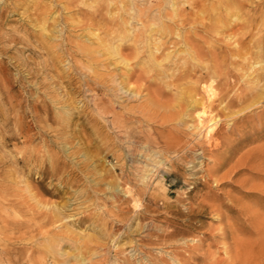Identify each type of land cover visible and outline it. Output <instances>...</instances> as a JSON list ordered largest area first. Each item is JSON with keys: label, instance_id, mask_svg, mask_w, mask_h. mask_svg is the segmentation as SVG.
I'll return each mask as SVG.
<instances>
[{"label": "rangeland", "instance_id": "obj_1", "mask_svg": "<svg viewBox=\"0 0 264 264\" xmlns=\"http://www.w3.org/2000/svg\"><path fill=\"white\" fill-rule=\"evenodd\" d=\"M126 1L122 5L120 0H0V222L9 224L8 228L0 224V264H17L19 257L23 258L22 261L42 257L53 263L51 259L55 250L64 253L58 259H67V264H79L81 259L86 264H264V244H261L264 225L260 224L264 223L260 222L264 219V0H200L199 20L190 19L180 26H173L165 18L158 22V14L160 11L172 13L183 7L190 11L192 5L189 2ZM36 2L43 4L44 8H38ZM121 6L129 13L134 8L153 18L146 21L123 13L129 37L145 29L156 28L161 22L164 25L169 23L172 30L174 28L170 37L174 42L183 32V35L199 37L202 53L206 52L202 61L193 60L180 44L175 48L168 46L163 53L171 55V61L182 56L193 66L197 65L190 74L195 75L196 72L200 75L203 86L211 84L215 93L212 109L214 113L223 115L216 119L219 121L214 127L215 136L209 140L204 138L203 129L200 133L192 129L197 135L190 137L189 146L203 149L200 158H195L193 152H186L188 157L183 160H179V156L184 151H177L172 156L160 153L152 139L158 141L156 132L163 131V128L154 123L159 119L154 116L167 111L159 110L156 114L152 111L153 121H144L136 112L148 94L146 87L138 80L136 82L133 75L134 72L138 74V67H143L148 52L144 49L137 51L140 62L135 59L121 63L118 56L108 54L103 56L101 63H90L74 51L73 44L77 43L98 47L95 46L98 45L96 36L103 37L106 45L119 44L118 38L104 37L103 28L88 29L81 24L90 12L99 7H102L106 20H116ZM43 22L45 26L41 24ZM61 24L66 27L62 29V37L58 38ZM153 37L160 38L158 35ZM60 40L64 51L73 55L72 67L65 60V54L51 58L46 48L41 46L45 43L56 45ZM124 42L129 47L134 44L132 38ZM100 48L97 51L102 52ZM130 52V49L123 51L124 54ZM101 64L107 67H101ZM163 66L167 73L169 70V74L177 73L173 65L165 63ZM73 67L78 68V74ZM93 75H102L104 79L116 75L117 81L106 84L111 90L102 92L96 89L93 94L84 87L85 79ZM113 85H120L124 90L117 92ZM162 86L167 91L170 89L164 97L171 102L169 99L176 95L171 96L173 91H177L176 86ZM257 92L261 93L260 96ZM91 94L96 98L103 96L106 101L116 94L118 103L115 109L122 114L124 126L117 130L109 118L107 123L98 118L89 103ZM64 102L69 103L66 105ZM84 103L90 107H85L82 114L79 111ZM34 105L39 110L38 116L30 113L29 109ZM190 114L188 118L182 117L186 124L179 126V130L192 124L195 126L194 113ZM219 132L220 136L217 135ZM217 136L220 137L219 144L214 146L213 140ZM152 151L158 152V156ZM164 155L168 157L167 161ZM224 159L228 161L224 162ZM161 160L162 165H156V161ZM144 176L146 190L141 182ZM141 189L146 191L144 200L138 196ZM209 201L214 202L213 208ZM142 204L147 206V212L141 218ZM214 208L219 213L216 214ZM34 220L42 222L40 225L45 224L44 229L49 231L47 235L38 232L40 225ZM17 222L24 224L21 227L10 226ZM173 229L174 235L168 236ZM34 244H38L40 250ZM22 247L31 251L20 256L9 251Z\"/></svg>", "mask_w": 264, "mask_h": 264}, {"label": "bare ground", "instance_id": "obj_2", "mask_svg": "<svg viewBox=\"0 0 264 264\" xmlns=\"http://www.w3.org/2000/svg\"><path fill=\"white\" fill-rule=\"evenodd\" d=\"M18 1V0H17ZM58 1V0H57ZM162 2L163 1H165V0H161ZM176 1V0H175ZM189 2V4H191L190 6H191V8H190V11H188V10H186L184 7L183 8H178V9H176L175 11H173L172 13L171 12H162V11H160L159 12V14H158V17H157V19L159 20H157L158 22H160V21H162V19L163 18H165V19H169L173 24V26H175V25H184V23L187 21V20H196V19H198V17L200 18V14H201V9H199V4H200V0H184V2ZM70 2V1H69ZM69 2H66L67 4H69ZM120 2L122 3V5H124V4H126V0L125 1H121L120 0ZM37 3V2H36ZM72 3V2H71ZM75 3V2H74ZM118 4V3H117ZM130 4V3H129ZM162 3H160V5H161ZM105 5V4H104ZM120 5V4H119ZM133 5V4H132ZM159 5V6H160ZM37 6H38V8H44V5L43 4H41V3H37ZM130 6V5H129ZM124 6H121L119 9H122V10H120L121 11V13H120V11H119V13H120V15H119V17L116 19V20H114V19H112V21H110V20H106L105 18H104V16L102 15V12H101V9H102V7H99L98 9H96L95 11H92V13L90 12L89 14H88V16L86 17V20L81 24V26L84 28H88V29H91V28H93V29H100V28H103L104 29V37H106V36H109V39H113V40H115L116 38H118V40H116V41H119V44H117V45H114L113 43H110L109 45H106L105 44V40H104V38L102 39V38H100V37H98V36H96L95 38L97 39H95V41H96V44H97V41H98V45H95V46H98L99 48H100V46H101V48L100 49H102V52H100V50L99 51H97L98 50V47H92L89 43L88 44H78L77 42V44H73L74 45V48H75V50L74 51H76V52H79L80 54H81V56H83V57H85L86 59H87V62H90V63H93V62H99V63H101L103 60H101L102 58H103V56H105V55H108V54H113L114 56H118V59H120L121 60V63H122V61L124 62H126V63H128L129 61H132V60H135V59H138V52L137 51H139V49H144V51H146V52H148V58H147V60L144 62V63H142L143 64V67H138V74H137V72H134V77L136 78V82H137V80H138V83L140 82L141 84H142V86L144 85V87H146V88H144V89H146V91H147V94H148V98L146 99V101L141 105V106H139L138 107V111H136V112H139L140 114H141V116H142V119L144 120V121H153L154 120V118H159V119H155L154 120V123H157L158 124V128H163V131H157L156 133H157V136H158V141H156V139H152V137H151V139H152V141H153V143H154V145H156L157 146V148L159 149V152L160 153H162V154H174V153H177V151H179V152H181V151H184V153H182L183 155L182 156H179V160H183V159H185L186 157H188L187 156V153L186 152H193V155L195 156V158H200L201 156H203V149H194L195 147H194V145H193V147H191V146H189L190 145V140H191V138L190 137H192V136H194V135H197L196 134V130H195V133L194 132H192V129H197L198 130V132L200 133V132H202V129H203V133H204V138H208V140L210 139V138H212L213 136H215V130H214V127H215V125H217L218 124V121L216 120L217 118H220L221 116L220 115H222V114H220L219 115V113L218 112H216V113H214V111H213V109H212V103H213V97L215 98V93L213 92V90H212V87L209 85V86H203V79H202V77L200 76V75H196V72H195V75H191L190 74V71L192 72V71H195V69L197 68L196 66L197 65H195V66H193L190 62H187L186 61V58H184V57H182L181 55V57H180V59L178 58V60H177V58H176V61L174 60V61H171L172 59H171V55H169V54H165V53H163L167 48H169V47H171V46H173L174 48L176 47V45H178V44H180V46H183V51L185 52L186 51V53H187V55L188 56H190L193 60H200V61H202L201 59H202V56H203V54L204 53H206V52H204V53H202V49H201V46H200V40L198 41V39H199V37L197 38V37H191L190 35H187V34H185V35H183L185 32H183V34H179V37H178V40H177V38H176V42H174V41H172L171 39L172 38H170L171 37V35H173L174 34V32H173V30H174V28H173V30L171 29V26L169 25V23H167L166 25H164L162 22L161 23H159V25L156 27V28H150V29H145L146 31H144V32H142V31H140L141 33L139 34H137V35H135L134 37H129V36H127L126 35V30H125V24H126V22H125V18H124V16H123V13H127L128 15H130L132 18H138L139 17V19H141L142 20V18H144V20H149V19H153L152 17H150V14L149 15H147V14H144V12H142V11H139L138 12V10H135L134 8H132V13H129V12H127L126 10H124V8H123ZM194 7H196V10H193L194 9ZM131 9V8H130ZM140 9H141V7H140ZM39 11H40V9H38ZM144 10V9H143ZM162 10H163V8H162ZM163 11H165V10H163ZM42 12H44V11H42ZM41 12V13H42ZM191 12H192V14H191ZM40 13V12H39ZM88 13V12H87ZM118 15V14H117ZM125 15V14H124ZM37 16V15H36ZM40 16H41V14H40ZM126 16V15H125ZM157 16V15H156ZM156 16L154 17V18H156ZM112 16H110V18H111ZM127 17V16H126ZM40 18V17H39ZM38 18V19H39ZM41 18H43V17H41ZM155 20V19H154ZM199 20V19H198ZM43 21V20H42ZM46 21V20H45ZM65 22V21H64ZM142 22V21H141ZM144 22V21H143ZM66 23V22H65ZM146 22H144V24H145ZM203 23V22H202ZM43 26H45V22H43V23H41ZM200 24H201V22H200ZM146 25V24H145ZM152 25V24H151ZM150 25V26H151ZM65 25L64 24H61V27H60V29L57 31L58 32V38L59 37H62V29H63V27H64ZM80 26V27H81ZM147 26V25H146ZM66 27V26H65ZM183 27V26H182ZM42 29L44 28V27H41ZM54 28V27H53ZM127 28V27H126ZM180 28V27H179ZM129 31V30H128ZM131 31V30H130ZM189 32V31H188ZM131 33H133V32H131ZM180 33V32H179ZM192 34H194V36L196 35L197 36V33L196 32H193ZM112 35H113V37H112ZM130 35V34H129ZM154 35H158V36H160V40L158 39H155V37H153ZM91 36V35H90ZM89 36V37H90ZM164 37V39L166 38H168L167 40L165 39V40H163V37ZM63 38H64V36H63ZM133 39V42H134V44L132 45V46H128V45H126L125 44V42L124 41H127V40H129V39ZM157 38V37H156ZM65 39H66V37H65ZM57 40V39H56ZM62 40V39H61ZM60 40V41H61ZM46 42V41H45ZM65 43H66V41H64ZM71 42V41H70ZM74 43V42H73ZM92 43V42H91ZM116 43V42H115ZM200 43V44H199ZM67 44H68V40H67ZM71 44V43H70ZM203 44V43H202ZM171 45V46H170ZM42 46V48H46V50L49 52V54H50V57L51 58H58V56H63L64 54H65V57H66V59L65 60H68V62L70 63V65L69 66H71L72 67V64H73V55H71L70 53H68V52H65L64 51V45H63V41H61L59 44H56V45H52V46H50V45H48V44H44V46L43 45H41ZM169 46V47H168ZM41 48V47H40ZM67 48V47H66ZM65 48V49H66ZM73 48V49H74ZM204 48V47H203ZM128 49H130L131 50V52L130 53H127V54H124L123 53V51H125V50H128ZM140 50V51H141ZM72 52H73V50H72ZM78 53V54H79ZM180 53V52H179ZM75 55V54H74ZM76 55H77V53H76ZM176 55V54H175ZM82 58V57H81ZM80 58V59H81ZM105 58V57H104ZM75 59V58H74ZM63 60V59H62ZM112 60V59H111ZM59 61V60H58ZM107 61V60H106ZM199 61V62H200ZM138 62H140L139 61V59H138ZM168 64V65H173V67L176 69V71H177V73L176 72H174V73H171V74H169L171 71L169 70L168 72L169 73H167L166 72V70L163 68L164 66H163V64ZM75 64V63H74ZM135 64H137V62H135ZM101 67H107L106 65H104V64H101ZM196 67V68H195ZM135 68V67H134ZM169 68V67H168ZM199 68V67H198ZM78 68H76L75 69V67H73V71H75L76 73H77V70ZM169 69H171V68H169ZM203 69V68H202ZM1 70V69H0ZM71 70V69H70ZM77 70V71H76ZM172 70V69H171ZM174 70V69H173ZM199 70V69H198ZM69 71V70H68ZM135 71V70H134ZM73 73V72H72ZM101 73V72H100ZM197 73H198V71H197ZM78 74V73H77ZM102 74V73H101ZM105 75H106V73H104ZM201 74V73H200ZM68 75V74H67ZM75 75V74H74ZM80 75V74H79ZM114 75V74H113ZM4 76V75H3ZM94 76V75H93ZM116 76V75H115ZM115 76H111L110 78H108V76H107V78L106 79H104V76H94V77H91L90 76V78L89 77H87V79H85V81H84V87H86V91H88V92H90V93H93L94 94V91H96V89H100V90H102V92L103 91H105V92H107V90H109L108 89V85H106V84H109L108 82H110V83H112V84H115L116 83V77ZM1 77V76H0ZM84 77V76H83ZM106 77V76H105ZM129 77H131V76H129ZM7 78V77H6ZM133 78V77H132ZM167 78H169V79H171L170 81L169 80H167L166 81V79ZM204 78V77H203ZM4 79V78H3ZM8 79V78H7ZM79 79V78H78ZM82 79H84V78H82ZM102 79H104V80H102ZM130 79V78H129ZM5 80V79H4ZM156 80L158 81V82H156ZM190 81H193V83L191 84L190 83ZM5 82V81H4ZM107 82V83H106ZM69 83H70V81H69ZM165 84H167V86H168V84H169V86L170 85H172V86H176V92L175 91H173V94L171 95V96H173L174 95V93L176 94L175 96H173L172 98H170L169 100L171 101V102H169V101H167V100H165V99H168V97H164V95L165 94H169L170 93V89L167 91V88H164L162 85H165ZM6 86V85H5ZM4 86V87H5ZM114 87H115V89H116V91L117 92H119V91H121L123 88H122V86H120V85H113ZM263 86V85H262ZM61 87V86H60ZM162 87L164 88V90L162 89ZM169 88V87H168ZM174 88V90H175V87H173ZM114 89V90H115ZM166 89V90H165ZM172 89V88H171ZM77 90V89H76ZM111 90V89H110ZM124 90V89H123ZM128 91V90H127ZM180 91V92H179ZM8 92V91H7ZM112 92H113V90H112ZM136 92V91H135ZM261 92V91H260ZM260 92H257L258 94L257 95H259L260 96ZM10 94V93H9ZM14 94V93H13ZM51 94V93H50ZM64 94V93H63ZM86 94H88V93H86ZM104 94V93H103ZM132 94V93H131ZM7 95V94H6ZM74 95V94H73ZM85 95V94H84ZM111 95V94H110ZM166 95V96H167ZM10 96V95H9ZM17 96V95H16ZM117 95L116 94H112L111 95V99H107V101H106V99L102 96V98H96L94 95H92L91 94V98H90V100H89V103H91V105H92V110H93V113L98 117V118H100L103 122H105V123H107V119L109 118V120H110V123H111V125H112V127L114 126V128L116 127L117 128V130H118V128L119 127H122V126H124V122H122V114H120V113H117V111H116V109H115V104L116 103H118L117 101H116V99H115V97H116ZM132 96V95H131ZM141 96V95H140ZM244 96H246L247 97V95H244ZM72 97V96H71ZM97 97H100V96H97ZM106 97V96H105ZM108 97V96H107ZM220 97H222V96H220ZM8 98H10V97H8ZM117 98H119V97H117ZM141 98V97H140ZM143 98V97H142ZM248 98V97H247ZM9 100V99H8ZM69 100V99H68ZM222 100V99H221ZM164 101H167V103L166 102H164ZM125 102V101H124ZM10 103V102H9ZM65 103V102H64ZM66 103H69V102H66ZM65 103V104H66ZM164 103H166V104H164ZM216 103V102H215ZM67 105V104H66ZM70 105H71V103H70ZM69 104H68V106H70ZM76 105V104H75ZM123 105V104H122ZM54 106H55V104H54ZM83 109L81 110L80 109V111H79V113H82L83 111H85L84 109H85V107H87L88 106V103H84L83 105ZM118 106V105H117ZM124 106V105H123ZM88 107H90V106H88ZM121 107V106H120ZM217 107V106H216ZM215 107V108H216ZM59 108V107H58ZM60 108H61V106H60ZM117 108V107H116ZM165 108H167V109H165ZM220 108V107H219ZM74 109V108H73ZM76 109V108H75ZM30 113L32 114V115H36V116H38L39 115V110L35 107V105L34 106H31L30 107ZM59 110V109H58ZM61 110V109H60ZM64 110V109H63ZM77 110V109H76ZM76 110H74V111H76ZM91 110V111H92ZM124 110V109H123ZM167 111L166 113H160V115H158V114H156V111L158 112V111ZM172 110V111H171ZM90 111V112H91ZM129 111V110H128ZM132 111H133V109H132ZM152 111H154L153 113H155L156 115L154 116V118H152V116L154 115L153 113H151ZM169 111V112H168ZM72 112V111H71ZM133 112H135V111H133ZM65 113H67V112H65ZM76 113V112H75ZM138 113V114H139ZM190 113H194L193 115V120H194V123H195V126H193V124H192V126H186V128L187 129H181V130H179L180 128H178L179 126H183V125H185L186 124V122H185V119H183L182 117H184L185 116V118L187 117H189L191 114ZM221 113V112H220ZM41 114V113H40ZM70 114V113H69ZM83 114V113H82ZM130 114H132V113H130ZM140 114H139V117H140ZM76 115V114H75ZM225 115V114H224ZM35 116V117H36ZM65 116V115H64ZM70 116H72V115H70ZM76 116H79V115H76ZM81 116V115H80ZM91 116V115H90ZM95 116V117H96ZM220 116V117H219ZM223 116V115H222ZM66 117H68V116H66ZM85 117V116H84ZM95 117H93V118H95ZM138 117V116H137ZM138 117V118H139ZM43 118V117H42ZM69 118V117H68ZM67 118V119H68ZM79 118V117H78ZM83 118V117H82ZM32 119V118H31ZM38 119V118H37ZM44 119V118H43ZM66 119V120H67ZM97 119V118H96ZM221 119V118H220ZM69 120V119H68ZM83 120V119H82ZM87 120V119H86ZM138 120H140V119H138ZM55 121V120H54ZM59 121V123H60V120H58ZM64 121V120H63ZM92 121V120H91ZM134 121V120H133ZM27 122V121H26ZM45 122V121H44ZM86 122V121H85ZM40 123V122H39ZM58 123V124H59ZM63 123V122H62ZM87 123H88V121H87ZM142 123V122H141ZM145 123V122H144ZM32 124V123H31ZM65 124V123H64ZM63 124V125H64ZM89 124H91V123H89ZM109 124V123H108ZM150 125H151V122L149 123ZM156 124V125H157ZM62 125V126H63ZM67 125V124H66ZM65 125V126H66ZM96 125V124H95ZM155 125V126H156ZM220 125V124H219ZM61 126V127H62ZM85 126V125H84ZM129 126V125H128ZM64 127V126H63ZM82 127V126H81ZM90 127H92V126H90ZM106 127V126H105ZM148 127V126H147ZM39 128V127H38ZM72 128V127H71ZM87 128V127H86ZM108 128V127H107ZM124 128V127H123ZM149 128V127H148ZM164 128H167L166 130H164ZM222 128V127H221ZM93 129V128H92ZM109 129V128H108ZM125 129V128H124ZM128 129V127L126 128V130ZM40 130V129H39ZM44 130V129H43ZM78 130V129H77ZM103 130V129H102ZM116 130V129H115ZM129 130V129H128ZM154 130V129H153ZM26 131V130H25ZM79 131V130H78ZM95 131V130H94ZM112 131H114V130H112ZM155 131H156V129H155ZM194 131V130H193ZM223 131V130H222ZM42 132V131H41ZM86 132V131H85ZM97 132V131H96ZM96 132H94V133H96ZM118 132V131H117ZM124 132V131H123ZM122 132V133H123ZM125 132H128V131H125ZM124 132V133H125ZM139 132V131H138ZM197 132V133H198ZM217 132H218V130H217ZM36 133V132H35ZM79 133V132H78ZM88 133V132H87ZM86 133V134H87ZM100 133V132H99ZM155 133V132H154ZM199 133H198V135H199ZM225 133V132H224ZM29 134V133H28ZM66 134V133H65ZM85 134V133H84ZM127 134V133H126ZM219 134V136H220V132L219 133H217V135ZM227 134V133H226ZM71 135V134H70ZM91 135V134H90ZM89 135V136H90ZM95 135V134H94ZM146 135V134H145ZM31 136V135H30ZM85 136V135H84ZM126 136V135H125ZM67 137V136H66ZM119 137H120V135H119ZM123 137V136H122ZM28 138V137H27ZM68 138V137H67ZM70 138V137H69ZM91 138V137H90ZM124 138V137H123ZM133 138V137H132ZM203 138V137H202ZM220 137H216L213 141V144H214V146H217L219 143H218V139H219ZM66 139V138H65ZM64 139V140H65ZM92 139V138H91ZM106 139V138H105ZM117 139V138H116ZM137 139V138H136ZM195 140H196V138H194ZM26 140V139H25ZM28 140V139H27ZM100 140V139H99ZM194 140V141H195ZM222 140V139H221ZM66 141H67V139H66ZM69 141H70V139H69ZM118 141V140H117ZM130 141V140H129ZM193 141V140H192ZM206 141V140H205ZM145 142V141H144ZM147 142V141H146ZM145 142V143H146ZM160 142H162V145L160 146ZM222 142V141H221ZM45 143V142H44ZM133 143V142H132ZM140 143V142H139ZM196 143H198V142H196ZM196 143H195V145H196ZM207 143V142H206ZM70 144V143H69ZM89 144V143H88ZM199 144V143H198ZM198 144H197V146H198ZM210 144V143H209ZM133 145H134V143H133ZM143 145V144H142ZM145 145V144H144ZM147 145H149V144H147ZM225 145V144H224ZM155 146V147H156ZM222 146V145H221ZM130 147H131V145H130ZM144 147V146H143ZM149 148L148 149H150V145L148 146ZM84 148V147H83ZM128 148V147H127ZM138 148V147H137ZM156 148V149H157ZM50 149V148H49ZM132 149V148H131ZM147 149V148H146ZM145 149V150H146ZM157 149V150H158ZM83 150V149H82ZM142 150V149H141ZM144 150V151H145ZM54 151V150H53ZM147 151V150H146ZM156 151V150H155ZM205 151V150H204ZM210 151V150H209ZM85 152V151H84ZM153 152V151H152ZM49 151H48V155H49ZM55 153V152H54ZM128 153H130V152H128ZM153 153H156V155L155 156H158V152H153ZM130 155V154H129ZM137 155H138V153H137ZM152 155V154H151ZM151 155H149V156H151ZM211 155V154H210ZM147 156V155H146ZM172 156V155H171ZM174 156V155H173ZM48 157V156H47ZM164 157H165V155H164ZM163 157V158H164ZM167 157V156H166ZM165 157V158H166ZM192 157V156H191ZM53 158V157H52ZM57 158V157H56ZM160 158H162V156H160ZM159 158V159H160ZM223 158H225V157H222V159ZM226 158H228V156L226 157ZM158 159V160H159ZM187 159H189V158H187ZM52 160H55V159H52ZM166 161L168 160V157L165 159ZM208 160H210V159H208ZM225 161L224 162H226V160L228 161V159H224ZM241 160V159H240ZM250 160V159H249ZM153 161H155V160H153ZM172 161V160H171ZM170 161V164H172V162ZM219 161V160H218ZM56 162V161H55ZM124 162V161H123ZM169 162V161H168ZM211 162V161H210ZM219 162H221V161H219ZM251 162V161H250ZM249 162V163H250ZM120 163V162H119ZM162 160L161 161H158V163H157V161H156V165L158 164V166L160 165H162ZM217 163V162H216ZM243 164V163H242ZM58 165V164H57ZM152 165V164H151ZM164 165H165V163H164ZM197 165V164H196ZM218 165V164H217ZM224 165V164H223ZM168 166H170V165H168ZM214 166H215V164H214ZM239 166V165H238ZM54 167V166H53ZM57 167V166H56ZM125 167V166H124ZM195 167V166H194ZM217 167H219V166H217ZM222 167V166H221ZM235 167V166H234ZM152 168H153V166H152ZM171 168V167H170ZM223 168V167H222ZM225 168V167H224ZM160 169V168H159ZM230 169V168H229ZM233 169V168H232ZM139 170V169H138ZM156 170V169H155ZM178 170V169H177ZM125 171H127V170H125ZM140 171V170H139ZM152 171V170H151ZM156 171H158V170H156ZM155 171V172H156ZM204 171V170H203ZM211 171V170H210ZM254 171V170H253ZM155 172H153V173H155ZM193 172V171H192ZM212 172H214V174H215V171L213 170ZM211 172V173H212ZM179 173V172H178ZM219 173V172H218ZM217 173V174H218ZM228 173V172H227ZM226 172H225V174H227ZM229 173H231L230 171H229ZM150 174V173H149ZM157 174V173H156ZM155 174V175H156ZM207 174H208V171H207ZM213 174V173H212ZM211 174V175H212ZM213 174V175H214ZM216 174V175H217ZM224 174V173H223ZM222 174V175H223ZM128 175V174H127ZM144 175V174H143ZM186 175V174H185ZM222 175H221V178L220 179H222ZM228 175V174H227ZM250 175V174H249ZM120 176V175H119ZM152 176V175H151ZM154 176V175H153ZM152 176V177H153ZM188 176V175H187ZM251 176V175H250ZM147 177H149V176H147ZM212 177V176H211ZM144 178H145V176L144 177H142L141 178V182H142V185H143V189L144 190H146V183L144 182ZM191 178V177H190ZM214 178V177H213ZM226 178V177H225ZM224 178V180H226ZM146 179V178H145ZM155 179H156V177H155ZM154 179V180H155ZM211 180V179H210ZM186 181V180H185ZM184 181V182H185ZM223 181V180H222ZM140 182V183H141ZM150 182V181H149ZM191 182V181H190ZM216 182V181H215ZM243 182H245V181H243ZM263 182V181H262ZM151 184V183H150ZM203 184V183H202ZM2 185V184H1ZM141 185V186H142ZM147 185H148V183H147ZM241 185V184H240ZM6 186V185H5ZM259 186V185H258ZM254 187H256V186H254ZM139 188V187H138ZM143 189H141L142 191L140 192V194L138 195L139 196V199H143L144 200V196H145V192H144V190ZM256 189V188H255ZM7 190V189H6ZM140 190V189H139ZM148 190V189H147ZM221 191V190H220ZM6 192V191H5ZM153 194V193H152ZM231 194V193H230ZM128 195V194H127ZM163 195V194H162ZM227 195V194H226ZM233 195V194H232ZM3 196V195H2ZM180 196V195H179ZM8 197V196H7ZM233 197V196H232ZM150 198V197H149ZM151 198H153V197H151ZM233 198H235V197H233ZM1 199V198H0ZM7 199V198H6ZM115 199V198H114ZM179 199V198H178ZM177 199V200H178ZM2 200V199H1ZM175 200V199H174ZM179 200H181V199H179ZM182 201V200H181ZM12 202V201H11ZM177 202V201H176ZM15 203V202H14ZM116 203H117V201H116ZM142 203V202H141ZM141 203H139V206H141ZM213 203L214 202H210L209 201V206L211 205L212 206V208H213ZM230 203V202H229ZM239 203H241V202H239ZM203 204H208V203H203ZM124 205V204H123ZM143 205V204H142ZM156 205V204H155ZM199 205V204H198ZM198 205H194L195 207H198ZM202 204H201V202H200V205L199 206H201ZM244 205V204H243ZM4 206V205H3ZM138 206V207H139ZM209 206H208V208H209ZM235 206V205H234ZM143 207H144V210L142 209V207H141V209L143 210L142 211V213H140L139 214V216H141V218L142 217H144L145 216V211H146V209H147V206L145 205H143ZM193 207V206H192ZM206 207V206H205ZM214 207H216L215 205H214ZM236 207V206H235ZM246 207V206H245ZM199 209H201V207H198ZM197 208V209H198ZM204 208V207H203ZM211 208V209H212ZM217 208V207H216ZM219 208V207H218ZM140 209V208H139ZM190 209V208H189ZM210 209V210H211ZM2 210H4V209H2ZM6 210V209H5ZM4 210V211H5ZM175 210V209H174ZM214 210L216 211L217 209H215L214 208ZM40 211V210H39ZM213 211V210H212ZM134 212V211H133ZM147 212V211H146ZM158 212V211H157ZM175 212V211H174ZM120 213V212H119ZM217 213H219L218 211H216V214ZM5 214H6V212H5ZM39 214V213H38ZM116 214V213H115ZM150 214V213H149ZM170 214V213H169ZM8 215V214H7ZM220 215H221V213H220ZM46 216V215H45ZM257 216V215H256ZM255 216V217H256ZM9 217V216H8ZM218 217H220V216H218ZM2 218V217H1ZM167 218V217H166ZM165 218V219H166ZM257 218V217H256ZM82 219V218H81ZM83 219H85V218H83ZM127 219V218H126ZM151 219V218H150ZM153 219V218H152ZM218 219H220V218H218ZM263 219V218H262ZM261 219V220H262ZM4 220V219H3ZM37 220V219H36ZM87 220V219H86ZM221 220V219H220ZM219 220V221H220ZM35 221V220H34ZM50 221V220H49ZM48 221V222H49ZM58 221V220H57ZM82 221V220H81ZM258 221V220H257ZM36 222V221H35ZM56 221H54V223H55ZM164 222V221H163ZM173 222V221H172ZM190 222V221H189ZM259 222V221H258ZM260 222H264V219L262 220V221H260ZM36 223H39V222H36ZM35 223V224H36ZM40 223H42V222H40ZM40 223H39V225H40ZM52 223V222H51ZM191 223V222H190ZM0 224H1V226H3L4 228H8V226H9V224H8V222H6V221H1L0 222ZM24 223H19V222H17L15 225H14V223H11L10 224V226L11 227H15V226H20L21 227V225H23ZM28 224V223H27ZM122 224V223H121ZM149 224H151V222L149 223ZM149 224H147V225H149ZM152 224H153V222H152ZM169 224V223H168ZM172 224V223H171ZM170 224V225H171ZM193 224V223H192ZM261 225H264V223H260ZM169 225V226H170ZM258 225H259V223H258ZM0 226V227H1ZM127 226V225H126ZM221 226V225H220ZM27 228H29L28 226H26ZM50 228H51V225L49 226ZM52 227H54L53 225H52ZM121 227V226H120ZM146 227V226H145ZM151 227H153V226H151ZM150 227V228H151ZM254 227V226H253ZM261 227V226H260ZM45 228V224L43 225H40V226H38V232L40 233V234H45V235H47L48 234V229H44ZM148 228V227H147ZM186 228V227H185ZM258 228V226L256 227V229ZM3 229V228H2ZM10 229V228H9ZM18 229V228H17ZM21 229V228H20ZM239 229V228H238ZM259 229H261V228H259ZM263 230H264V228H262ZM11 230V229H10ZM151 230V229H150ZM153 230H154V228H153ZM0 231H1V228H0ZM30 231V230H29ZM35 231V230H34ZM155 231V230H154ZM260 231V230H259ZM259 231H258V233H259ZM31 232H32V230H31ZM118 232V231H117ZM174 229L171 231V232H169L168 233V236H173L174 235ZM237 232V231H236ZM262 232V231H261ZM6 233V232H5ZM33 233V232H32ZM35 233V232H34ZM139 233V232H138ZM256 233V232H255ZM31 234V233H30ZM29 234V235H30ZM153 234V233H152ZM223 234V233H222ZM263 234V233H262ZM2 235V234H1ZM224 235V234H223ZM253 235V234H252ZM49 236V235H48ZM51 236V235H50ZM54 236V235H53ZM165 236H166V234H165ZM222 236V235H221ZM257 236V235H256ZM260 236V235H259ZM7 237V236H6ZM143 237V236H142ZM241 237V236H240ZM254 237V236H253ZM258 237V236H257ZM7 238H9V237H7ZM13 238V237H12ZM32 238H35L34 236L32 237ZM38 238V237H37ZM9 239H11V238H9ZM150 239V238H149ZM261 239V238H260ZM12 240V239H11ZM16 240H18V239H16ZM37 240V239H36ZM43 240V239H42ZM46 240V239H45ZM49 240H51V238H49ZM54 240V239H53ZM166 240V239H165ZM204 240V239H203ZM252 240V239H251ZM255 240H256V238H255ZM259 240V239H258ZM4 241V240H3ZM7 241H8V239H7ZM6 241V242H7ZM10 241V240H9ZM19 241H20V239H19ZM18 241V242H19ZM27 241V240H26ZM55 241V240H54ZM63 241V240H62ZM262 241V239L260 240V242ZM17 242V241H16ZM36 242V241H35ZM42 242H44V241H42ZM190 242V241H189ZM259 242V241H258ZM264 242V239H263V241H262V243L261 244H264L263 243ZM7 243H9V242H7ZM13 243L14 242H12L11 244L13 245ZM56 243V242H55ZM152 243V242H151ZM160 243V242H159ZM188 243V242H187ZM22 244V243H21ZM57 244H59V243H57ZM140 244V243H139ZM153 244V243H152ZM200 244H202V243H200ZM247 244V243H246ZM252 244V243H251ZM5 245H7L6 243H5ZM27 245V244H26ZM35 246H36V244H34ZM188 245V244H187ZM186 245V246H187ZM199 245V244H198ZM228 245V244H227ZM184 246H185V244H184ZM182 247V248H184L185 249V247ZM201 246V245H200ZM199 246V247H200ZM231 246V245H230ZM263 246V245H262ZM5 247V246H4ZM29 247V246H28ZM32 247V246H31ZM30 247V248H31ZM37 247V248H36ZM35 248L36 249H39V246H38V244H37V246H36ZM180 247H181V245H180ZM190 247V246H189ZM188 247V248H189ZM192 247V246H191ZM196 247V246H195ZM252 247V246H251ZM1 248V247H0ZM9 248V247H8ZM15 248V247H14ZM13 248V249H14ZM124 248V247H123ZM194 248V247H193ZM227 248H229V247H227ZM48 249H49V247H48ZM50 249H52V248H50ZM49 249V250H50ZM189 249H192V248H189ZM196 249V248H195ZM194 249V250H195ZM199 249V248H198ZM1 250H3V249H1ZM8 250V249H7ZM40 250V249H39ZM48 250V251H49ZM10 252H12V254H14V255H18V256H20V254H24L25 252H27L28 251V253H29V251H31V250H29L27 247H22V248H20V249H18L17 248V250H12V248H11V250H9ZM138 251V250H137ZM136 251V252H137ZM189 251V250H188ZM228 251V250H227ZM39 252H41V251H39ZM120 253H121V251H119ZM246 252V251H245ZM130 253V252H129ZM195 253V252H194ZM199 253V252H198ZM197 253V254H198ZM2 254V253H1ZM5 254V253H4ZM35 254V253H34ZM49 254V253H48ZM90 254V253H89ZM122 254V253H121ZM201 254V253H200ZM3 255V254H2ZM64 255V253H60V252H58V250H55L54 252H53V254H52V259H51V262H52V260H53V263H49V262H47L44 258H36V259H28V260H25V261H22V259L23 258H21L20 259V257L17 259V262H15V263H17V264H67V259H58V257L59 256H63ZM139 255V254H138ZM18 256H16V257H18ZM50 256H51V254H50ZM116 256V255H115ZM247 256V255H246ZM37 257H38V255H37ZM158 257V256H157ZM205 257V256H204ZM248 257V256H247ZM1 258V257H0ZM51 258V257H50ZM190 258V257H189ZM198 258V257H197ZM197 258H195V259H197ZM216 258V257H215ZM252 258V257H251ZM134 259V258H133ZM200 259V258H199ZM198 259V260H199ZM204 259V258H203ZM254 259V258H253ZM4 260V259H3ZM119 260V259H118ZM156 260H158V259H156ZM163 260V259H162ZM162 260H161V262H162ZM202 260V259H201ZM248 260V259H247ZM104 261V260H103ZM106 261V260H105ZM250 261V260H249ZM8 262V261H7ZM12 262V261H11ZM10 262V263H11ZM136 262V261H135ZM157 262V261H156ZM168 262V261H167ZM259 262V261H258ZM108 263V262H107ZM170 263V262H169ZM168 263V264H169ZM219 263V262H218ZM79 264H86L85 263V261H84V259H81V260H79ZM161 264H164V262L163 263H161ZM185 264V263H184Z\"/></svg>", "mask_w": 264, "mask_h": 264}]
</instances>
